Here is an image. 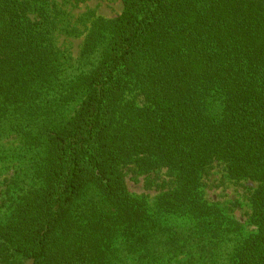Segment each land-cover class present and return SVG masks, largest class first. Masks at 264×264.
Here are the masks:
<instances>
[{
  "label": "trees",
  "instance_id": "trees-1",
  "mask_svg": "<svg viewBox=\"0 0 264 264\" xmlns=\"http://www.w3.org/2000/svg\"><path fill=\"white\" fill-rule=\"evenodd\" d=\"M122 4L69 73L57 5L0 0V264H264V0ZM213 162L256 183L252 231L204 198ZM126 167L173 187L150 207Z\"/></svg>",
  "mask_w": 264,
  "mask_h": 264
},
{
  "label": "rangeland",
  "instance_id": "rangeland-1",
  "mask_svg": "<svg viewBox=\"0 0 264 264\" xmlns=\"http://www.w3.org/2000/svg\"><path fill=\"white\" fill-rule=\"evenodd\" d=\"M59 8V17L56 20V30L54 41L67 58L66 71H72L73 64L80 51L84 33L90 25V21L95 17L111 18L118 15L123 8L122 0H52ZM14 140H0V144L5 147L14 145ZM17 144V141H16ZM8 152L9 156L4 161L26 168L24 159L17 160ZM19 168V169H20ZM131 167L125 168V185L128 191L135 196H142L150 207L153 206L155 197L173 187V177L165 168H160L149 174H137ZM12 171L7 172L8 176ZM5 176V175H3ZM2 179V177H1ZM202 190L204 198L209 202L219 203L230 208L231 216L242 225V231L248 233L254 229L250 221L249 195L256 183L251 180L234 181L226 176L224 167L219 162H213L203 173ZM5 189V185H0V190ZM1 196V195H0ZM2 198V197H1Z\"/></svg>",
  "mask_w": 264,
  "mask_h": 264
}]
</instances>
